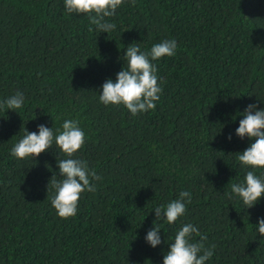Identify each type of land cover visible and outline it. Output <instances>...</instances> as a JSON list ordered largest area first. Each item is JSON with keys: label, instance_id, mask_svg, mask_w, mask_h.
I'll list each match as a JSON object with an SVG mask.
<instances>
[{"label": "trees", "instance_id": "1", "mask_svg": "<svg viewBox=\"0 0 264 264\" xmlns=\"http://www.w3.org/2000/svg\"><path fill=\"white\" fill-rule=\"evenodd\" d=\"M105 19L109 34L65 14L63 0H0V100L26 96L18 112L0 109V264H162L169 245L151 247L146 232L157 223L164 241L189 222L200 230L192 242L215 245L207 264H264V198L245 209L225 195L251 170L235 159L250 143L234 134L239 112L264 107V0H126ZM167 38L178 48L153 61L163 80L154 110L99 102L127 45L147 52ZM65 118L79 120L76 155L102 179L61 218L48 191L59 150L18 160L10 149L25 127ZM180 190L192 193L185 215L156 220L152 209Z\"/></svg>", "mask_w": 264, "mask_h": 264}, {"label": "clouds", "instance_id": "2", "mask_svg": "<svg viewBox=\"0 0 264 264\" xmlns=\"http://www.w3.org/2000/svg\"><path fill=\"white\" fill-rule=\"evenodd\" d=\"M125 2L126 0H63V7L68 15L86 14L97 32L109 34L116 29V24L105 18L115 16L117 9ZM177 48L174 38L154 43L147 52L142 51L136 42L127 45L123 57L119 58L123 60L121 70L115 74V79L109 77L100 86L102 90L99 92V102L105 106L122 105L132 116L154 110L163 91V80L158 77L157 65L153 61L175 55ZM25 102V93L16 90L0 100V109L17 111L24 107ZM239 115L242 119L234 134L240 139L248 138L250 143L244 150L237 152L235 159L240 168L251 170L245 172L241 181L231 183L230 191L225 192V195L229 199L238 198L245 209H250L264 198V173L257 174L255 171L264 169V107L250 103ZM37 129L29 131L25 127L24 134L12 145L10 154L18 160H34L51 147L58 149V174L54 172L48 183V191L51 187L53 193L50 203L59 217L75 216L81 194L95 191V181L102 179L89 167L86 160L76 155L85 144V131L75 118L63 119L59 128L41 123L37 125ZM232 137L233 134L229 133L227 139L230 141ZM56 176L60 179H56ZM191 201L192 193L180 190L176 198L155 206L152 210L156 220L163 219L168 224H173L185 215L186 207ZM255 225L256 233L264 238V217L259 218ZM160 229L154 223L144 239L153 248L162 242L168 243L162 264H207L213 257L215 245L206 247L203 242L207 239L206 236L192 242L193 234H200L197 225L184 223L176 230L174 237H167L164 241Z\"/></svg>", "mask_w": 264, "mask_h": 264}]
</instances>
